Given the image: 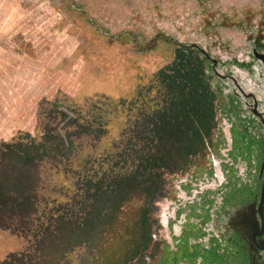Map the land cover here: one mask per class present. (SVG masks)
Listing matches in <instances>:
<instances>
[{"label":"rangeland","instance_id":"1","mask_svg":"<svg viewBox=\"0 0 264 264\" xmlns=\"http://www.w3.org/2000/svg\"><path fill=\"white\" fill-rule=\"evenodd\" d=\"M256 54L264 0H0V264L217 243L205 212L260 149Z\"/></svg>","mask_w":264,"mask_h":264},{"label":"flooded vegetation","instance_id":"2","mask_svg":"<svg viewBox=\"0 0 264 264\" xmlns=\"http://www.w3.org/2000/svg\"><path fill=\"white\" fill-rule=\"evenodd\" d=\"M251 98L254 102V97ZM252 112L261 125L257 142L260 149L254 159L251 152L248 153L250 146H244L243 154L234 155L233 176L238 182L233 178L224 180L219 200L205 212L212 214L209 227L212 240L217 243L203 240L204 234L197 242L188 239L193 251L189 254L191 261L185 264H193L196 255L202 264H264V111L260 112L254 102ZM186 220L192 221L191 218ZM206 230L201 227V233Z\"/></svg>","mask_w":264,"mask_h":264},{"label":"water","instance_id":"3","mask_svg":"<svg viewBox=\"0 0 264 264\" xmlns=\"http://www.w3.org/2000/svg\"><path fill=\"white\" fill-rule=\"evenodd\" d=\"M205 57H208V56L205 54ZM256 57L259 58L264 64V56L256 54Z\"/></svg>","mask_w":264,"mask_h":264}]
</instances>
